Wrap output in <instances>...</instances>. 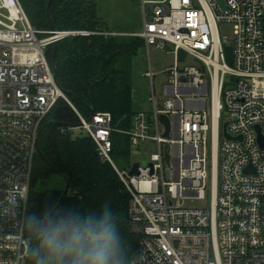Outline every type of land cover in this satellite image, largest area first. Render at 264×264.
<instances>
[{"label": "built area", "instance_id": "obj_1", "mask_svg": "<svg viewBox=\"0 0 264 264\" xmlns=\"http://www.w3.org/2000/svg\"><path fill=\"white\" fill-rule=\"evenodd\" d=\"M222 1L224 8L217 0H139L142 29L134 35L147 51L164 50L174 60L164 99L152 85V109L138 111L122 131L107 112L82 117L54 83L47 50L89 33L37 30L18 0H0V264L30 258L21 230L36 141L59 99L78 117L70 131L85 132L128 195L129 231L139 239L133 264H264V0ZM221 24L232 27L229 37H220ZM188 58L195 63L185 64ZM144 76L152 83L155 74L149 68ZM161 115L169 120L167 136ZM114 132L128 136L133 149L155 145L138 174L111 159ZM193 200L208 204H184Z\"/></svg>", "mask_w": 264, "mask_h": 264}, {"label": "trees", "instance_id": "obj_2", "mask_svg": "<svg viewBox=\"0 0 264 264\" xmlns=\"http://www.w3.org/2000/svg\"><path fill=\"white\" fill-rule=\"evenodd\" d=\"M18 1L37 30L50 29V19L54 31L89 33L87 36L65 37L57 43L58 86L82 117H90L88 108L93 114L107 112L112 117L114 129L128 131L137 113L132 108L135 99L132 63L145 48L143 39L134 35L138 32L132 29L117 35L106 34L114 32L103 27L91 0H53L48 15L46 6L49 0ZM46 56L51 62L52 47ZM48 122L62 126H47L39 139L40 155L35 157L27 217L32 214L43 216L56 205L63 190L41 189L56 171L68 179L69 190L54 214H66L70 210L81 213L98 211L108 201L118 217L126 249L134 259L139 239L129 231L128 195L113 168L99 160L95 144L88 136H73L70 128L77 127L79 120L64 100L56 102L42 126ZM111 138V159L116 166L119 161L123 168H128L134 150L128 136L114 132ZM25 237L28 239L26 231ZM26 264H34V261L29 258Z\"/></svg>", "mask_w": 264, "mask_h": 264}, {"label": "clouds", "instance_id": "obj_3", "mask_svg": "<svg viewBox=\"0 0 264 264\" xmlns=\"http://www.w3.org/2000/svg\"><path fill=\"white\" fill-rule=\"evenodd\" d=\"M7 199L15 205L14 193ZM21 231L34 264H133L108 201L98 211L29 215Z\"/></svg>", "mask_w": 264, "mask_h": 264}, {"label": "rangeland", "instance_id": "obj_4", "mask_svg": "<svg viewBox=\"0 0 264 264\" xmlns=\"http://www.w3.org/2000/svg\"><path fill=\"white\" fill-rule=\"evenodd\" d=\"M95 5V11L103 24V27L112 31V34H121L120 32L135 31L139 32L142 29L141 11L139 0H91ZM49 30V29H48ZM220 37H229L232 34V27L227 24H221L218 28ZM68 32V30L61 31ZM119 32V33H118ZM173 56L164 51L155 48H150L148 51L146 47L139 52L133 59L132 63V84L135 99L132 103L134 112L144 111L148 113L152 107L148 102L151 96V86L153 85L157 99L163 98L164 86L167 84L166 71L173 65ZM195 61L191 58L186 60L185 64L193 65ZM151 69L155 74L153 82L151 83L144 74ZM164 99V98H163ZM222 120H220V128ZM75 138L85 137V132L80 128H75L72 131ZM157 152L155 145L150 142H145L139 146L138 150L134 149L130 156V164H139L141 167L147 165L151 155ZM209 154V152H208ZM118 168H123V163L116 162ZM64 181L56 176L51 175L42 185L41 189H58L64 190ZM209 199V194L207 195ZM190 208H203L208 203L201 200L185 201L184 203Z\"/></svg>", "mask_w": 264, "mask_h": 264}, {"label": "water", "instance_id": "obj_5", "mask_svg": "<svg viewBox=\"0 0 264 264\" xmlns=\"http://www.w3.org/2000/svg\"><path fill=\"white\" fill-rule=\"evenodd\" d=\"M52 1L53 0H49L48 3H47V6H46L47 15L49 13V8H50V5H51ZM217 2L221 5L222 8H224V4H223V1L222 0H217ZM49 24H50V29L49 30L50 31H54V28H53V26L51 24L50 19H49ZM56 47H57V44L56 43L52 44V60H51V65H52V69H53V80H54V83L59 88L58 82H57ZM184 56H185V54L183 52H180L179 53V59L180 60H183L184 59ZM226 56H227V61L230 64L231 63V48L230 47L226 48ZM134 98H135V93H133V99ZM88 110L90 111V116H92L93 115L92 110L90 108H88ZM159 120L164 125V127H165V136H167L168 135V132H169V127H170L169 120L164 115L159 116ZM50 125L51 126H62V125H60V124H58L56 122H48L44 126L41 127V129H40V131L38 133V136H37V141H36V143H37V154L38 155H40L39 148H38L39 139L41 137V134H42L43 130L47 126H50ZM226 128H227V123H224L222 125V136L225 139H230V136L227 134ZM165 155H166V162H168L167 153ZM137 168H138V164L137 163L132 164V168H131V172L130 173L131 174H138L137 173ZM50 169H51V167H50ZM53 172L64 181L65 188H64L61 196L59 197V200L57 201L56 205L51 209V211L49 212V214H54V212L58 209L59 205L61 204L62 200L67 195L68 190H69V181H68V179L66 177H64L63 175L58 174L56 171H53Z\"/></svg>", "mask_w": 264, "mask_h": 264}, {"label": "bare ground", "instance_id": "obj_6", "mask_svg": "<svg viewBox=\"0 0 264 264\" xmlns=\"http://www.w3.org/2000/svg\"><path fill=\"white\" fill-rule=\"evenodd\" d=\"M217 103H218V101H217V97L215 98V101H214V106H215V112H216V109H217ZM216 122V121H215ZM216 124V123H215ZM216 129H217V127H216V125H215V131H216Z\"/></svg>", "mask_w": 264, "mask_h": 264}]
</instances>
